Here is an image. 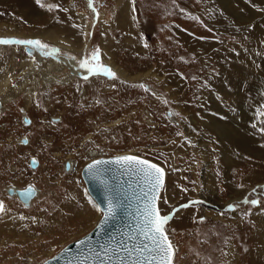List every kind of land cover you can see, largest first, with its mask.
Returning a JSON list of instances; mask_svg holds the SVG:
<instances>
[{
  "label": "rangeland",
  "instance_id": "rangeland-1",
  "mask_svg": "<svg viewBox=\"0 0 264 264\" xmlns=\"http://www.w3.org/2000/svg\"><path fill=\"white\" fill-rule=\"evenodd\" d=\"M17 1L0 0V38L37 39L56 49L53 55L78 63L98 50L99 63L111 69L102 62L109 53L113 59H106L127 79L112 70L115 77L99 74L91 80L65 71L57 76L60 82L43 84L51 55L39 62L31 46L0 44V90H5L0 93V264H42L88 234L102 212L87 193L81 170L94 159L121 154L164 169L158 210L170 217L165 232L174 249L172 264H264V133L259 131L264 117L257 115L264 111V54L255 57L257 72L248 77L253 100L217 96L218 111L209 99L199 105L198 87L190 84L209 63L194 56L196 42L212 45L222 37L238 50L229 43L238 39H224L219 33L224 26L202 17L199 0H91V7L90 0H41L44 7L26 0L19 9ZM50 4L68 17L55 15ZM214 5L228 28L264 22V0H215ZM72 15L82 26L79 39L67 29ZM127 15L135 27L131 31L123 27ZM37 33L45 39L33 36ZM107 33L125 48L108 49ZM124 33L129 37L123 40ZM95 63L90 60V66ZM77 70L88 72L79 64ZM171 76L183 85L178 102L168 95ZM7 95L14 97L6 101ZM227 116L245 130L230 146L207 123ZM67 185H73L76 212L62 204ZM27 187L40 190L28 204L7 192ZM234 191L243 195L240 200ZM60 204L61 216L47 221L45 230L44 216ZM186 210L192 211L172 221Z\"/></svg>",
  "mask_w": 264,
  "mask_h": 264
},
{
  "label": "bare ground",
  "instance_id": "bare-ground-1",
  "mask_svg": "<svg viewBox=\"0 0 264 264\" xmlns=\"http://www.w3.org/2000/svg\"><path fill=\"white\" fill-rule=\"evenodd\" d=\"M199 1L201 2L200 6L202 8V9L200 8L199 12L202 13V17L206 18V20H208L209 22H217L218 25L221 24L224 26V27L219 28L220 29L219 33L221 36L225 35V36H230L229 38L234 37L235 39H238V41H235L234 43H232L231 41L229 42L231 44H237L239 47L238 50L234 49L233 45L231 46L230 44H228L226 42H225L226 43V45H225L224 41H222L223 40L222 37L218 38L216 40V42H214L212 45L207 44V43L205 44L203 42H196L194 56L199 59L200 63H201V61H203V62L208 61L209 63L202 65L203 70H204L202 76H200V78L198 80H194L190 84L191 85L193 84V85L198 87L197 88L198 94L196 97H197V100H199V105L205 104L207 102V100L209 99V102L212 103V107L216 106L218 111H222V108H220L218 106L219 104L216 101L217 96L221 97L223 99L226 97H231V96L236 97V100H238V99L239 100H241V99L247 100L248 98L252 99V97H251V82L248 79V77L251 76L252 74H254V76H255V73L257 72V68H255V65H254L255 57L258 56L259 54H264V22L260 23L261 21L260 22L257 21L255 26L248 27L245 29H239L236 27H229L228 28L227 26L224 25L225 17L223 15L219 14L218 7H216V5H214L215 0H199ZM206 1L208 2V6H207ZM14 5H15V7H18L20 5L24 6V5H27V2H26V0H18L17 2L14 3ZM182 7H183V4H182ZM18 9H19V7H18ZM53 9L55 10V15L58 14L59 17H63V16L68 17V13L66 12L65 9H62V10H59V8H53ZM195 12L196 11H194V13ZM61 20L63 21V19H61ZM67 22L69 23V26L67 25L68 26L67 29H69L71 35L74 36L75 39H77L81 34L82 26L77 23V21L75 20L73 15L71 16V18H69V20H67ZM123 23H124L123 27H125V29L128 28V31H131L133 28L135 29V27H133V25H132V19L130 16L127 15L123 19ZM107 26L108 25L104 26L105 32H108L106 29ZM87 34H88V32L86 30L85 36H87ZM33 36H39V37H42L43 39H45L40 33H37ZM128 37H129L128 34L124 33L123 40L127 39ZM223 38L225 39L224 36H223ZM104 40H105L104 42H105L107 48L112 49L114 52H117L119 47L125 48L123 45L122 46L120 44H119L120 46L118 44L116 45L114 43V41L112 40V38L110 37L109 33H107V35L104 36ZM109 41H111L112 44ZM52 42L54 44H56L57 40H53ZM85 46H87L86 41L83 43V47H85ZM246 46H248L249 48L246 49ZM60 47H63V46L60 45ZM33 52H34L33 54L36 55V58L39 59L37 61L42 62L41 60L44 59L43 58L44 55L40 51H38L37 49ZM108 57L110 59H113L109 53L104 54V56L102 57L103 58L102 62L107 63L110 66L111 70L113 72H115L117 75H119L121 78L127 79L125 74H124L125 72H123L118 67H116V65L113 64L114 62L106 59ZM50 58L51 59L46 60V62L48 64V68L46 69L47 72L45 74H43L40 78L41 81L43 82V84H47L50 82H54V83L60 82L59 78L57 76L60 74H63L65 71L70 73V76L77 77L75 73H72V71L73 72L77 71V66L79 64L78 61H74L71 58L70 59L64 58L61 55H51ZM30 64H31V62H30ZM205 68H208L210 71H206ZM244 74L247 75L245 79H243ZM239 76L242 77L241 81L237 80V78ZM94 78H98V77L92 76L89 79L91 80ZM99 79H100V77H99ZM260 79H262V77ZM67 80L68 79L65 77V80H62V82L63 81L67 82ZM128 80L133 81V80H137V78L128 77ZM169 82L173 85V87L171 89L167 90L168 95L170 97L174 98V102H178L179 94L181 92V89L183 88L181 79L179 80L178 78L171 76L170 79H167V83H169ZM4 91L5 90L1 89L0 93H3ZM237 93H239V94H237ZM190 96H192V94ZM13 97L14 96H12V95H7L5 100L9 101V100L13 99ZM193 97H194V94H193ZM193 97H192V100H193ZM190 100H191V97H190ZM220 103H221V100H220ZM194 106H196V105H194ZM185 110H186V108H185ZM199 111H201V110H199ZM206 118H208V117H206ZM225 119L228 122L224 121ZM225 119L221 120L220 117L219 118L216 117L215 119L211 117V119L208 118L207 123L210 122L209 126H212V127L215 126V129H219V132L221 133V138L225 137V139H226L225 140L226 146L227 145L230 146L231 144L235 143L237 136H239V135L242 136L245 134L244 133L245 130H243V132H242L240 129L235 128V126H236L235 124L237 122V120L235 118L231 119L227 116V118H225ZM119 123H120V121H116L115 123H112V126H116ZM241 133H244V134H241ZM230 139H232L233 141L230 142ZM190 141H192V140H190ZM23 142L24 141H22V143ZM181 142H183V141H181ZM187 145L184 144V146H187ZM192 145H193V142H192ZM222 152L225 153V155H226V150H223ZM70 165L71 164L68 163L67 172H69ZM29 188H32V190L30 189L28 191H30V193L32 191L33 194L31 193V195H29L32 197H30L28 199L27 204H28V202L30 203V202H32V200L37 199V197L39 198V196H40V190L38 188L37 189L34 187H29ZM72 188H73V185H67L65 187V189H67L66 201H63L62 204L66 205L67 207L70 206L71 208L75 209V212H76L77 209L75 208V206H73V204H74L73 200L75 199V194H74V189H72ZM12 190L15 193L13 196L17 197L16 192L19 191V189L13 188ZM7 192H9V190ZM233 193H234V196L237 197V199H239V200L243 196V195H241L238 197V195H239L238 191H234ZM56 206L52 207L51 210H48V213L44 216L45 224L43 227L45 230H46V228L49 227L48 226L49 222H47V221L54 223V222L58 221L57 219L62 214L60 212L61 204L58 205L57 207ZM191 211L192 210H186V211H183L182 213L175 214L174 217L172 218V221L176 220V218H179L183 214H185V213L187 214L188 212H191Z\"/></svg>",
  "mask_w": 264,
  "mask_h": 264
},
{
  "label": "snow or ice",
  "instance_id": "snow-or-ice-1",
  "mask_svg": "<svg viewBox=\"0 0 264 264\" xmlns=\"http://www.w3.org/2000/svg\"><path fill=\"white\" fill-rule=\"evenodd\" d=\"M36 3L40 7H44L41 0H36ZM55 7L57 6L48 5L49 10ZM89 7H91V0ZM0 44L31 46L33 49L41 51L45 56L57 52L56 49L49 48L47 44L37 39L0 38ZM90 60L96 62L94 67L90 66ZM79 66L82 69H87L89 75L103 74L115 77V73L111 69L99 63L98 50L90 58L80 60ZM261 109H264V105H261ZM257 115L258 117H264V111H258ZM259 131L264 133V128H260ZM106 163H114L121 168L134 172L140 178L143 183L141 196L144 202L142 208L139 209L140 222L138 237H136L142 238L141 243L133 245L131 248L127 244H120L117 247L101 245L103 254L101 264H172L174 249L165 232V225L170 217L162 216L157 208L159 192L164 186V169L146 159L124 155L118 156L112 161L95 160L88 165L87 171L92 176L97 177L102 172L100 166ZM26 195H31V193L29 192ZM244 203H249V201L245 200ZM250 203L255 205L257 201L253 199ZM118 206V203H114L109 199L107 208L103 210L105 221L115 215ZM2 207L0 205V209ZM181 207H188V205H182ZM228 207L232 209L234 206L229 205ZM97 211H101V209L97 208ZM100 255L101 253H97L98 257Z\"/></svg>",
  "mask_w": 264,
  "mask_h": 264
},
{
  "label": "water",
  "instance_id": "water-1",
  "mask_svg": "<svg viewBox=\"0 0 264 264\" xmlns=\"http://www.w3.org/2000/svg\"><path fill=\"white\" fill-rule=\"evenodd\" d=\"M78 76L84 79L87 77L88 79L96 75H89L87 72L82 76L81 74ZM124 155L130 154L100 157L90 161L82 168L81 178L88 194L98 208L101 209L102 216L88 234L66 245L42 264H101L103 257L101 245L117 247L120 244H127L131 248L133 245L141 243L142 238H136L138 237L140 222L139 209L142 208L144 202L141 196L143 183L140 178L134 172L121 168L114 163L101 165L102 172L97 177L92 176L87 171L88 165L95 160L112 161L116 157ZM30 165L35 167L37 165L36 160L31 159ZM30 189L32 190V188L27 187L26 190L16 192L22 202L27 203L28 199L32 197L26 195L30 192L28 191ZM8 193L15 194L12 189ZM109 199L114 203H118L119 206L115 215L105 221L103 210L107 208ZM97 253H101V255L98 257Z\"/></svg>",
  "mask_w": 264,
  "mask_h": 264
},
{
  "label": "flooded vegetation",
  "instance_id": "flooded-vegetation-1",
  "mask_svg": "<svg viewBox=\"0 0 264 264\" xmlns=\"http://www.w3.org/2000/svg\"><path fill=\"white\" fill-rule=\"evenodd\" d=\"M81 72H82V71H81ZM72 73H75L77 77H78V74H81L78 70H77L76 72H73V71H72ZM81 75H84V74H81ZM93 77H96V76H93ZM90 78H91V77H90Z\"/></svg>",
  "mask_w": 264,
  "mask_h": 264
}]
</instances>
